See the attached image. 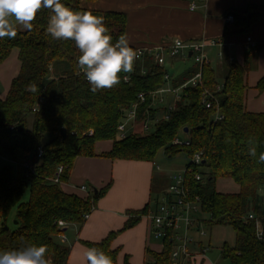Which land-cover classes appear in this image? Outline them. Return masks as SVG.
Segmentation results:
<instances>
[{"label": "trees", "instance_id": "obj_1", "mask_svg": "<svg viewBox=\"0 0 264 264\" xmlns=\"http://www.w3.org/2000/svg\"><path fill=\"white\" fill-rule=\"evenodd\" d=\"M97 1L61 0L74 11L103 16L115 42L121 34H126L128 17L123 12L96 11L83 6ZM50 14V10L42 9L32 31L18 30L15 39L0 40V64L17 49L21 65L6 98H0V155L18 166V171H14L6 164L0 171V251L26 242L44 244L52 264H69L71 249L61 240L66 233L64 229L82 226L85 216L96 209L111 184L99 191L93 188L89 197L81 198L65 193L52 180L57 169L63 167L60 180L67 183L77 158L97 157L96 143L113 141L112 150L99 157L154 162L161 150L168 156L185 152L192 159L202 154L201 167L208 169V181L215 184L219 179L229 178L239 186V191L221 193L215 187L202 186V176L200 181L196 180L199 168L190 164L185 173L188 199L199 200L201 211L209 215V226H230L235 231V245L222 246V258L228 264H264V163L258 162L260 153L264 152V114L250 113L246 106V75L251 60L264 46L250 50L243 66L224 53L221 75L209 64L201 67L195 63L178 77L170 76L171 87L177 90L202 71L201 85L182 89L167 114L157 119L153 95L167 83L165 67L145 55L134 63L133 72L120 74V83L114 88L93 93L85 76L78 71L76 62L80 53L74 42L54 40L47 34ZM229 15L234 17V22L227 25L222 42L233 34L250 36L253 26L263 19L261 9L254 6ZM125 77L129 80L125 81ZM31 84L38 91L29 90ZM256 89L264 92V77ZM205 91L215 98L212 109L203 105ZM139 94H145L146 99L139 105L134 128L125 138H120L118 126L126 109L138 102ZM217 113L223 117L221 120H216ZM148 121L154 122V129L147 132L144 126ZM61 129L67 131L65 139ZM91 131L93 134L89 135ZM181 133L187 139L182 145H175ZM46 134H52L53 139L43 144ZM250 147H255V157L249 154ZM39 148L43 149L40 160L37 159ZM26 163L34 165L33 173L24 168ZM27 192L29 200L24 202ZM155 207L149 204L142 211L129 212L121 232L133 228ZM60 222L66 226L60 227ZM117 235L111 233L100 243L83 244L103 250L112 257L113 264H118L119 250L112 249ZM173 235L169 231L162 240L161 253L147 251L152 259L148 264H175Z\"/></svg>", "mask_w": 264, "mask_h": 264}, {"label": "crops", "instance_id": "obj_2", "mask_svg": "<svg viewBox=\"0 0 264 264\" xmlns=\"http://www.w3.org/2000/svg\"><path fill=\"white\" fill-rule=\"evenodd\" d=\"M83 6L90 10L125 13L128 17L126 34L130 46L134 48L165 46L176 39L224 44L223 47L207 49L209 65L219 75L222 74L224 53L243 66L250 51L246 48L247 35L233 34L225 42L221 41L230 12H245L250 6L259 7L263 19L253 26L249 37L257 46H264V0H98L84 3ZM19 31L24 32L21 29ZM18 56L19 51L14 49L0 64V85L4 89L1 99L6 98L13 79L20 72ZM188 62L185 58L171 60L170 70H181V75L191 67L187 65ZM250 64L246 75L247 110L264 114V92L260 93L256 89L264 77V48L256 53ZM170 70L168 74L171 76ZM219 80L222 85L223 81ZM178 94L180 91L175 96ZM112 148L113 141L96 143L97 157L77 158L69 181L61 185L65 193L87 198L93 188L99 191L111 184L109 191L97 202L96 209L82 226L67 227L64 245L71 249L69 264H85L83 254L88 247L83 242L100 243L111 233H118L112 242V249L119 250L118 264H148L152 259L147 251L161 253L164 249L162 240L153 236L152 215L155 209L142 217L133 228L121 232L129 219V212L142 211L149 204L151 207L156 206L166 192L160 191L155 201L153 184L158 172L155 162L113 161L99 157L109 153ZM83 185L88 188L85 192L80 189ZM152 203H155L154 206ZM201 227L198 224L192 230L201 232ZM200 237L194 238L197 242L190 247V257L180 258L175 264H208L205 258L211 250L212 241L206 235ZM205 237L208 238L207 243Z\"/></svg>", "mask_w": 264, "mask_h": 264}, {"label": "clouds", "instance_id": "obj_3", "mask_svg": "<svg viewBox=\"0 0 264 264\" xmlns=\"http://www.w3.org/2000/svg\"><path fill=\"white\" fill-rule=\"evenodd\" d=\"M42 9L51 13L47 34L54 40L73 41L79 50L77 67L93 93L114 88L120 83L121 73L134 71L137 53L130 47L127 34H121L113 42L103 16L91 11H74L61 0H0V40L15 39L18 29L32 31ZM28 87L38 91L35 84ZM249 154L256 156L255 147H250ZM258 162L264 163V152L260 153ZM83 255L85 264H113L112 257L96 247L86 249ZM0 264H52V261L46 245L26 242L0 251Z\"/></svg>", "mask_w": 264, "mask_h": 264}, {"label": "built area", "instance_id": "obj_4", "mask_svg": "<svg viewBox=\"0 0 264 264\" xmlns=\"http://www.w3.org/2000/svg\"><path fill=\"white\" fill-rule=\"evenodd\" d=\"M226 21L228 24H232L234 22V17L232 15L227 16ZM179 41V44L177 43ZM220 46L223 47L224 44L216 41H207L200 40L195 42H185L180 39L174 40L172 43L165 46L158 47H141L137 48L135 51L137 53L136 61L141 60L145 55L152 56L156 64L160 67H165L167 64V59H178V58H187L191 54V58L194 60L196 64L199 66H204L209 64L207 49L209 47ZM257 47V44L252 40L251 37H247L246 40V48L247 50H252ZM222 57L223 54H220ZM135 61V62H136ZM79 71V69H78ZM80 74H83L79 71ZM125 81L129 80V77L124 78ZM165 81L167 83L170 82L171 78L169 74L165 75ZM202 80V71L200 70L190 81L184 84L180 89L173 90L174 94L177 92H181L182 89L193 86L196 87L201 85ZM220 90V88H218ZM160 92V91H159ZM155 93L153 95V99L159 93ZM146 96L145 94H139L138 102L132 104L129 108L126 109L124 113L123 121L118 126V133L120 138H125L127 134L134 128L135 120L137 118L139 105L145 102ZM215 98L208 91L203 93V105L206 109H212L214 106ZM171 109V108H170ZM223 117L217 113L216 120H221ZM145 131H149L148 122L144 126ZM91 131L89 135H92ZM175 145H182L183 143L177 139L174 141ZM43 155V149H38L37 159L40 160ZM191 164L195 167H201L202 164V154H196L192 159ZM24 168L27 169L28 173L34 172V165L31 163H26ZM191 171V170H190ZM64 172L63 167H59L57 169V173L55 178L52 180L55 184H59L60 186L63 184L60 180L61 175ZM186 173V172H185ZM196 180H201V175H196ZM186 180L185 174L184 176H179V178H173L168 186L166 192L163 193V197L157 203L154 208L155 211L152 215V223H153V236L156 239L163 240L169 231H173V239H174V248L172 253V260L174 263L180 258L190 257V244L194 243V240L190 237L189 232L191 229L196 227L199 221L195 220L191 217V213L200 212V203L199 200L196 199L194 201H190L188 199V191L186 189ZM82 191H87L86 186H81ZM90 217V214L85 216V220ZM253 217L250 216V219ZM60 227H65L66 225L63 222L59 223ZM184 226L185 236L181 237L177 235L175 232L180 230L181 227ZM200 235L204 237L206 234L204 232H200ZM61 240L64 242L66 240L65 236H61Z\"/></svg>", "mask_w": 264, "mask_h": 264}, {"label": "rangeland", "instance_id": "obj_5", "mask_svg": "<svg viewBox=\"0 0 264 264\" xmlns=\"http://www.w3.org/2000/svg\"><path fill=\"white\" fill-rule=\"evenodd\" d=\"M20 30V29H19ZM172 59H167V64L165 68L169 71L170 65H171ZM175 60V59H174ZM187 65L194 66L195 62L192 59H189V62ZM179 66V65H178ZM180 69V67H179ZM181 73V70L178 69L176 71L170 70V74L173 78L178 77V75ZM4 89L0 85V96L3 95ZM175 94L173 92V89L171 87L170 82L166 83L165 86L162 88V90L158 93V95L155 96L153 99V109H154V116L156 115V118L159 119L164 114H167L168 110H170L172 103L174 101ZM148 126L150 131H152L154 128V122L148 121ZM53 136L52 134H46L43 137L42 143L47 144L50 141H52ZM178 139L184 143L187 139V136L184 133H181L178 137ZM156 164V168L158 172L156 173L154 184H153V197L155 201H157V196L160 193V191H165L168 189V186L170 184V181L173 178H179V176H184L186 172V168L191 164L192 157L185 153L181 152L177 155H166L164 150H161L158 152V154L155 157L154 160ZM8 164L11 166L14 171H18V166L14 163H11L10 160L4 156L0 155V171L4 167V165ZM198 172L202 176V186H212L217 189L218 192L221 193H237L239 191V186L233 182V180L226 178V179H219L215 184L208 181V169L206 167H199ZM29 200V192H27L24 196L23 201L27 202ZM14 216L15 213L11 215L10 218V224L12 225L14 223ZM191 217L195 220L199 221L202 227L201 232H204L207 237L211 238L212 246L209 254L206 256V261L208 264H228L223 258H222V246L224 244H228L230 247H233L235 245L236 241V234L232 227L230 226H215L211 227L208 225V221L210 220L209 215L205 214L204 212H192ZM192 230V229H191ZM190 230V231H191ZM177 235L184 237L185 236V230L184 226L181 227L180 230L175 232ZM190 237L195 241L194 238L200 237V232L196 230H192L189 232ZM204 241V239H202ZM208 238L205 237V243H207ZM192 244H190V247Z\"/></svg>", "mask_w": 264, "mask_h": 264}, {"label": "water", "instance_id": "obj_6", "mask_svg": "<svg viewBox=\"0 0 264 264\" xmlns=\"http://www.w3.org/2000/svg\"><path fill=\"white\" fill-rule=\"evenodd\" d=\"M189 56L191 57V54H190ZM184 133L187 134V133H188V130L185 129V130H184ZM60 134H61V136H62V139H65V137H66V135H67V131H66V129H61V130H60ZM154 204H155V203H152V206H154ZM15 224H16V222H15ZM5 229L8 230L9 228L6 227ZM66 231H67V228L64 229V232H66Z\"/></svg>", "mask_w": 264, "mask_h": 264}]
</instances>
